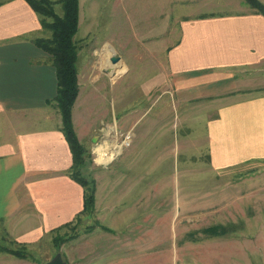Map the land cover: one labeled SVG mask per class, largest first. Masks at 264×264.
<instances>
[{
	"label": "crops",
	"instance_id": "obj_1",
	"mask_svg": "<svg viewBox=\"0 0 264 264\" xmlns=\"http://www.w3.org/2000/svg\"><path fill=\"white\" fill-rule=\"evenodd\" d=\"M129 4L130 0H123V5ZM138 4L153 8L144 19L153 21L151 13H155V25L163 21V6H176L173 11L180 13V34L169 50V70L177 91L205 88L208 104L198 117L211 169L220 174L264 163V16L244 0H139ZM218 7L232 10L215 11ZM41 34L40 16L26 0H0V227L22 245L39 242L72 223L84 209L85 189L71 175L73 154L54 105L56 68L51 56L35 43ZM77 103L79 97L73 124L84 145L96 128L82 130L84 112ZM108 114L115 116L113 109ZM142 130L163 132L162 127ZM132 149L141 153L127 163ZM176 149L171 148L170 155ZM162 165L160 157L147 153L142 143L105 167L97 163L101 171L96 169L92 175L98 182L96 213L112 231L105 238L107 255L114 262L125 260L128 253L139 262L141 256L154 259V264L168 260L172 264L180 260L183 264H255L264 256L261 239L228 236L241 225H205L198 236L187 233L180 239L174 231L179 192L176 183L175 191L161 188L163 180L172 185ZM163 228L171 230L164 235L171 239L169 243L158 232ZM129 245L134 247L130 251ZM32 261L31 255L0 252V264Z\"/></svg>",
	"mask_w": 264,
	"mask_h": 264
},
{
	"label": "rangeland",
	"instance_id": "obj_2",
	"mask_svg": "<svg viewBox=\"0 0 264 264\" xmlns=\"http://www.w3.org/2000/svg\"><path fill=\"white\" fill-rule=\"evenodd\" d=\"M259 1L264 5V0ZM138 3L139 0H130L125 6L123 0L82 2L81 26L75 37L79 58L78 83L80 81L77 106L84 112L82 130L86 132L95 127L96 131L93 140L91 137L84 141V145L80 142L87 151L81 175L95 183L97 190V181L92 175L98 169V147L106 145L113 149V146H121L118 159L123 152L142 143L147 153L160 157L164 172L167 171L172 178V185L163 180L162 186L155 188L161 186L175 191V183L177 185L179 213L174 231L180 239L186 238L187 233L198 236L205 225L221 224L243 227L228 236L264 241V163L220 174L211 169L203 149L202 119L198 117L208 104L203 92L205 88L201 86L179 92L178 83L169 70V50L180 34V13L173 11L176 6H163L160 17L163 21L158 20L155 25V13H151L153 21L144 19L146 11L152 12L153 8L140 7ZM244 3L252 9L245 0ZM55 11L63 16L62 4H57ZM44 37L50 38L51 33L42 32L39 38ZM112 57H120L116 64L123 63L127 68L119 64L118 69L123 72L116 79L108 70L114 65ZM197 97L201 99L197 100ZM54 105L60 112L56 101ZM112 109L115 112L113 118L108 114ZM142 127L151 130L162 127L163 132L146 134L141 131ZM159 141L160 145L155 146ZM173 147L177 149L170 155ZM140 153L134 149L130 158L126 156L125 162L139 157ZM82 212L65 228L51 231L32 245L16 243L0 227V252L18 257L31 255L32 264H47L58 253L68 264H154V259L143 256L140 262L137 261L134 253L126 254L125 260L117 262L107 255L105 237L112 231L106 227V220L101 222L98 218L96 192L94 210L87 214ZM150 224L148 220L147 226ZM170 231L166 228L158 230L167 243L171 239L164 238V235ZM151 239L149 236L148 242ZM132 248L130 245L126 247L129 251ZM255 261V264H264V256L260 255ZM165 264L172 262L168 260ZM179 264L183 261L180 260Z\"/></svg>",
	"mask_w": 264,
	"mask_h": 264
},
{
	"label": "trees",
	"instance_id": "obj_3",
	"mask_svg": "<svg viewBox=\"0 0 264 264\" xmlns=\"http://www.w3.org/2000/svg\"><path fill=\"white\" fill-rule=\"evenodd\" d=\"M40 16L42 32L51 33L50 38H38L36 45L51 55L58 79L55 99L62 115L63 133L73 154L71 175L85 189L84 214L94 210L95 183L81 175L86 159V149L80 143L73 124V107L79 96L78 46L75 37L79 31L80 0H26ZM255 11L264 15V5L259 0H245ZM62 4L63 16L57 15L55 6ZM66 226L58 229L65 228ZM20 255V254H17Z\"/></svg>",
	"mask_w": 264,
	"mask_h": 264
},
{
	"label": "bare ground",
	"instance_id": "obj_4",
	"mask_svg": "<svg viewBox=\"0 0 264 264\" xmlns=\"http://www.w3.org/2000/svg\"><path fill=\"white\" fill-rule=\"evenodd\" d=\"M115 55V54H114ZM118 64L114 65V66H109V73L110 76L114 79L120 77V75L122 74L123 71H121L120 69H118ZM111 130V129H110ZM112 131V130H111ZM114 131V130H113ZM113 149H117V151H113ZM113 149L110 148V146H103V147H98V159H97V163L99 165L102 166H107L108 164H110L118 155L119 153L122 151L121 146L119 148H116V146H113Z\"/></svg>",
	"mask_w": 264,
	"mask_h": 264
},
{
	"label": "water",
	"instance_id": "obj_5",
	"mask_svg": "<svg viewBox=\"0 0 264 264\" xmlns=\"http://www.w3.org/2000/svg\"><path fill=\"white\" fill-rule=\"evenodd\" d=\"M120 57H112L111 62L112 64L118 63ZM47 264H68L61 253H58L51 261H49Z\"/></svg>",
	"mask_w": 264,
	"mask_h": 264
}]
</instances>
